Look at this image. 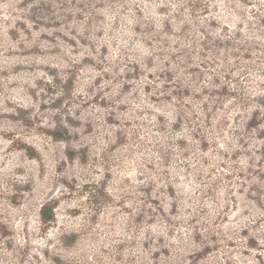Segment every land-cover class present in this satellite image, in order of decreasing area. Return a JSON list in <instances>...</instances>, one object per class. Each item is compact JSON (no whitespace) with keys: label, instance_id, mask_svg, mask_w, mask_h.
Returning <instances> with one entry per match:
<instances>
[{"label":"rangeland","instance_id":"374dc122","mask_svg":"<svg viewBox=\"0 0 264 264\" xmlns=\"http://www.w3.org/2000/svg\"><path fill=\"white\" fill-rule=\"evenodd\" d=\"M0 264H264V0H0Z\"/></svg>","mask_w":264,"mask_h":264},{"label":"trees","instance_id":"16d2710c","mask_svg":"<svg viewBox=\"0 0 264 264\" xmlns=\"http://www.w3.org/2000/svg\"><path fill=\"white\" fill-rule=\"evenodd\" d=\"M56 138L60 137L61 134L59 132H55V135H54ZM22 148L25 149L27 155H29L30 157H33L35 156V151H33L32 149H30L27 145L25 144H22L20 145ZM54 208V206L52 204H47V205H44L42 208H41V220H42V223L44 225H47L50 218H51V214H52V209Z\"/></svg>","mask_w":264,"mask_h":264}]
</instances>
